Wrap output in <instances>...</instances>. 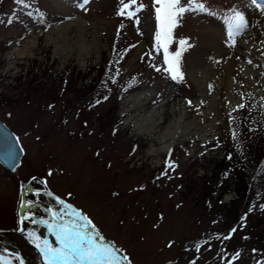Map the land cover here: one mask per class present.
I'll use <instances>...</instances> for the list:
<instances>
[{"label": "rangeland", "instance_id": "rangeland-1", "mask_svg": "<svg viewBox=\"0 0 264 264\" xmlns=\"http://www.w3.org/2000/svg\"><path fill=\"white\" fill-rule=\"evenodd\" d=\"M3 1L0 121L23 156L15 174L0 167V230L16 228L22 192L25 203L35 205L24 215L47 220L54 213L59 224L79 225L85 221L78 216L87 218L88 233L116 250L119 264H264L258 232L248 237L235 228L243 189L264 157V89L256 95L239 80L233 89L238 106L228 111L220 81L234 49L225 17L233 9L243 12L244 35L264 12L252 0H200L207 12L185 14L169 45L170 53L180 40L190 45L181 58L184 79L177 82L165 70L163 51L155 50L153 0H138L144 5L138 25L117 14L120 0H90L83 7V0H25L28 7ZM77 19L86 24L83 43L92 32L96 45L79 52L68 39L56 49V29ZM146 91L150 99L127 108V98ZM95 98L101 104L87 111ZM176 102L184 122L211 130L175 142L158 160L151 151L159 141L138 130L135 120L165 103L156 124L163 131L177 116L170 113ZM236 161L246 169L239 178L227 168ZM230 228L231 238L222 239Z\"/></svg>", "mask_w": 264, "mask_h": 264}, {"label": "bare ground", "instance_id": "bare-ground-1", "mask_svg": "<svg viewBox=\"0 0 264 264\" xmlns=\"http://www.w3.org/2000/svg\"><path fill=\"white\" fill-rule=\"evenodd\" d=\"M91 29H93V26ZM55 34L56 39L60 42L57 43L56 49L60 44L67 43L68 39H70V41H72L73 44L78 47L79 52H87V49L90 46L96 45V37L94 34H92V32L90 34L87 32L91 38L90 42H88V44L83 43V36L86 35V24L80 19L70 23L62 24L56 29ZM66 46L69 47V44ZM229 53L228 61L221 65L223 74L222 79L220 80L222 86L225 89L224 102L228 111L238 106V100L234 99L233 97V89L238 87L239 80H242L245 87L256 95L260 94V88L264 89V15L258 18V21L252 30L240 36L236 40L233 51ZM249 60L252 61L251 64L248 63ZM198 85L200 86V84ZM198 85L197 87H199ZM151 97L152 94L150 91L140 92L135 96H130L127 98L124 103L128 109L135 108L138 105L140 106L143 102L147 101ZM215 99L216 97L213 95L211 104H214ZM164 104L165 103H160L159 105L152 107L146 114L140 115L135 120V126L138 130L151 135L153 139L159 141V148L157 150L151 151L152 154L157 155L158 160L161 155L166 154L169 149L175 145V142H183L190 137H201L202 135H205L204 131L211 130V126L206 128L200 127L195 123V121L184 122L185 113L183 108L178 106V102H176L171 108L170 113L174 111L177 116L172 117L162 131V129L158 128L156 124H158L159 120L161 119L160 115L164 110ZM24 221L25 223L20 222V226L23 229L22 231L26 233L25 237L30 239L32 244L43 246L45 245V241H47L51 248L57 249L58 242L53 235H48L47 238L44 237V227L38 226V228L30 227V229H27L28 224H30L31 217L25 219ZM43 238L46 239L44 242ZM27 246L23 245V249L26 248V251L31 253L32 258H29L28 262H26L28 264H38L39 260L35 252ZM42 250L43 249L40 248V251L45 259L44 263L49 264V256L45 255ZM0 251L14 258L17 256L16 247L8 243V240L6 239H0ZM34 260L38 263H36ZM57 264H63V261H58Z\"/></svg>", "mask_w": 264, "mask_h": 264}, {"label": "snow or ice", "instance_id": "snow-or-ice-1", "mask_svg": "<svg viewBox=\"0 0 264 264\" xmlns=\"http://www.w3.org/2000/svg\"><path fill=\"white\" fill-rule=\"evenodd\" d=\"M17 3L25 7L29 6L25 3V0H17ZM88 3H90V0H83L81 7ZM252 3L261 12H264V5L257 4L256 0H252ZM120 5L121 7L117 14L122 17L126 16L128 19H133L138 25L140 22L138 14L143 11L144 5L138 3V0H128L127 3L125 0H120ZM153 7L155 9L157 28L155 32V50L157 53L161 50L163 51V63L167 65L165 70L170 74V78L177 82H182L184 75L180 69L181 58L183 52L190 45L188 41L180 40L179 50L170 53L169 45L173 40L174 29L179 26V21L185 14L190 12H207V8L200 0H153ZM225 25L229 40L231 41L229 47H234L236 43L235 37L242 35L247 30L248 21L243 12L233 9L232 14L225 17ZM248 63L251 64L252 61L249 60ZM160 70V68H156V71ZM188 103L191 105V101ZM240 107H243V105ZM49 211L51 212V209ZM53 216L55 218L54 213ZM24 219H28V217ZM78 219H84L85 223L79 225L70 221L67 224L48 225L56 235L57 242L61 245L60 248L53 249L45 241V255L49 256V264H57L58 261H63V264L84 261L87 264H104L105 261L106 264H119L121 258L118 257L116 250L102 243H97L96 237L98 233H88L91 222L84 217L78 216ZM43 223L48 224L47 221H43ZM57 228L59 229L58 231H56ZM232 231L234 232L235 229ZM224 238L230 239V236ZM197 250H199V245H197ZM123 259L126 260L127 258L124 257ZM0 264H8V261L0 257Z\"/></svg>", "mask_w": 264, "mask_h": 264}, {"label": "trees", "instance_id": "trees-1", "mask_svg": "<svg viewBox=\"0 0 264 264\" xmlns=\"http://www.w3.org/2000/svg\"><path fill=\"white\" fill-rule=\"evenodd\" d=\"M8 1L9 0H4L3 1L4 5L8 4L9 3ZM10 1L12 2L14 0H10ZM111 58H112V63L110 64V72H113L115 53L111 54ZM91 90H93V88ZM99 91H101V87L96 86L95 89L93 90V92L96 93L94 97H99L98 94ZM98 102H101V100H99L98 98L92 99L90 104L87 106L86 110L94 111L101 104ZM78 119L81 121V118ZM82 122L84 123V121H81V123ZM232 158L233 156H229L228 153H226V157H225L226 163H232L233 162ZM233 165L234 166H229L227 168H231L233 171H235L237 178H239L238 176L240 174V171L241 172L246 171L245 166L242 162L239 163L238 161H236L235 164ZM243 194L244 195H243L242 205L237 220L235 222V226H236L235 228L238 229L239 231H244L245 233L244 236H248V237L250 236L252 230H256L258 232L257 238H259L260 242H264V229L262 228V226H264V208L262 209V205H264V157L260 162L259 166L257 167L251 182L243 189ZM233 228L226 230V232L221 235L222 239L227 240L224 237L228 236L229 233H231L232 236V234L234 233L232 231Z\"/></svg>", "mask_w": 264, "mask_h": 264}, {"label": "water", "instance_id": "water-1", "mask_svg": "<svg viewBox=\"0 0 264 264\" xmlns=\"http://www.w3.org/2000/svg\"><path fill=\"white\" fill-rule=\"evenodd\" d=\"M22 155L23 151L16 137L2 122H0V167H2L8 173L14 174L20 166ZM24 204V194L21 192V201L17 210V228L15 230H0V239H6L8 240V243L16 247V257L20 264H28V259L32 258L31 253L27 252L26 248L23 249V245H28L27 247L35 252L39 260V263L34 260L36 263L45 264L44 257L42 256L40 251L36 249L34 244H32V241L25 237L26 233L22 231V228L20 226L22 213L26 209Z\"/></svg>", "mask_w": 264, "mask_h": 264}, {"label": "flooded vegetation", "instance_id": "flooded-vegetation-1", "mask_svg": "<svg viewBox=\"0 0 264 264\" xmlns=\"http://www.w3.org/2000/svg\"><path fill=\"white\" fill-rule=\"evenodd\" d=\"M28 189H29V188H28ZM44 221H45V220H44ZM44 224H45V223H44ZM46 225H48V224H45V226H46ZM56 231H57V229H56ZM49 232H50V234L53 235V236L55 237V239H56V235L54 234V232H53L52 230H49Z\"/></svg>", "mask_w": 264, "mask_h": 264}]
</instances>
